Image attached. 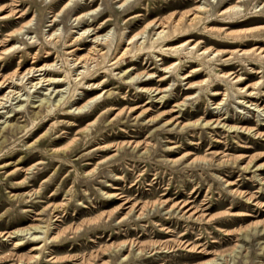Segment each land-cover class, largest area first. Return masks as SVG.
Instances as JSON below:
<instances>
[{
    "label": "rangeland",
    "instance_id": "obj_1",
    "mask_svg": "<svg viewBox=\"0 0 264 264\" xmlns=\"http://www.w3.org/2000/svg\"><path fill=\"white\" fill-rule=\"evenodd\" d=\"M263 2L0 0V75L35 60L55 64L44 75L56 81L15 79L0 90L18 92L0 108V264H264V206L247 200L264 202V136L228 129L264 131V57L254 51L264 48ZM202 4L219 20L207 24L212 33L199 24L177 37L169 25V41L150 51L148 26L129 41L157 18L183 16L184 28ZM233 4L247 23L220 22ZM95 37L110 49L103 45L100 64L73 80L82 67L66 63ZM188 38L189 54L181 46L179 58L173 49L159 60L158 46ZM126 46L124 60L108 65ZM197 119L215 122L187 124ZM33 226L43 228L20 231Z\"/></svg>",
    "mask_w": 264,
    "mask_h": 264
},
{
    "label": "bare ground",
    "instance_id": "obj_2",
    "mask_svg": "<svg viewBox=\"0 0 264 264\" xmlns=\"http://www.w3.org/2000/svg\"><path fill=\"white\" fill-rule=\"evenodd\" d=\"M243 1H245V0H238V2H243ZM263 7H264V2L261 5V8H263ZM244 10H245L244 7L242 8L240 4L230 5L229 7H226L225 9H222L218 13V16L225 17V20H220V22L225 23L227 25L245 24V23L248 22V19L247 18H242V17L245 16ZM187 16H188V18L186 20V26L184 28H182V26H181V20H182V17L183 16H180L177 19L174 18V16H172V18H169V20H167V19L166 20L165 19L162 20V19H159V18L153 19L149 23H146L139 32L135 33L129 39V41L132 40L133 38H136L137 36H138V38H141V36L143 35V32H144V29L146 27H148V26L149 27H152L153 28L152 35L154 37H152V36L150 37V43H149L148 49H151L152 48V50H150V51H154L155 50L154 48L156 47V45L154 47H152V43H154V42L156 43L157 41H159V44L160 43L162 44L163 42L169 41V39H168L169 34H167L168 33V29H169V25H171V28L174 30L175 33H178L177 34V37H182V36L186 35L189 31L196 29L197 28V25H199V24H204L203 25V29H202L204 32L212 33V31L214 30V28L208 27L207 24L208 23H212V22H219V20H215V19L209 18L211 16V14H210V8H208V5H205V4L204 5L202 4L200 6L198 5V7L194 8V11L190 12ZM2 17H4V16H2ZM235 17H239V19L233 20V18H235ZM260 29L261 30H258V33H261V32L264 31V24L263 25L261 24ZM52 35H54V36L51 37V39H52L51 42H52L53 45H56V42H57V39L59 38V36L58 35H55L54 33H52ZM79 35H81V33ZM79 35H77V36L79 37ZM77 36L76 37H72V39L69 41V44H66V45H72L71 43L72 42H75L74 40L77 39ZM138 38H137V40H138ZM106 39L107 38H102V37L98 38V37H95V39L93 41V45L87 50V52L84 55L81 56V55L74 54L73 55L74 57L72 59H70V60L67 59L68 60V62L66 63L67 69H72L74 67H82V70H80L79 72H75V75L76 76L73 78V80H75L77 76H81V75L83 76V75H85L89 71L90 68L91 69H94V67H96L97 65L100 64L99 61H97V57L102 56L104 54V51H101V49L103 48V45H106V50H109L110 49V44H108V42H107ZM189 41H191V39L188 38L184 42H182L178 46H174L173 48L167 47V45H165V44L158 46L157 49H156V52L157 53H160L162 55V57L159 60H162L163 61L164 60L163 56L166 57L169 54L171 55V53H173L172 52L173 49H175L174 53L179 58V56L181 54L178 53V51H179L178 48L181 47V46H184L182 49L186 50L188 48L187 45H188V42ZM206 41H209V40L205 38L204 42H206ZM219 42H223V41H218V42H213V43L219 44ZM248 42L249 41L246 40V43H248ZM129 43L130 42H127V44H129ZM141 43H142V41H140L139 43L136 44V50L138 51V53H140V55H142L143 53H145V51L143 50L144 47L142 46ZM227 43L228 44H232L233 42H227ZM196 46H197V43H194V45H191L190 46V49H192L193 47H196ZM16 48H18V46L15 47V49ZM254 48H255V50H254L255 52H256V50H258L257 51L258 58H263L264 57V48H259V46H255ZM127 50H128L127 46L123 50H120L119 54H116L115 56H113V58H111L113 61L110 64H108V65H113L115 63H118L119 61H123L124 58L126 57ZM206 51L207 50L204 49L199 54H204V53H206ZM225 51L226 50H220V51H217L216 54L218 55L219 53L221 54V53H223ZM189 53H190L189 50H186L185 54H189ZM210 53H212V52H210ZM46 55H49V52H47ZM209 60H211V59L209 58L208 59V62H209ZM77 65H79V66H77ZM105 65H107V64H105ZM51 67L52 68L55 67V64H51V65L43 64V65H38L37 66L35 64V60H34V61L31 62V65L27 69H25L22 73H20L18 71V68H20V64H18V67L15 68L10 74H8V75H0V90L2 88L9 87V85L13 84V81L15 79L22 80V79L25 78L26 81L28 80V83L31 85V87H35L36 85L42 86V83L43 82H46V81H47L46 84H48V83H55L56 82L55 79H51L50 77L46 79L45 78V75H44L45 72L47 73L49 71H53V69H50ZM75 69H74V71H75ZM162 69L163 70H165V69L169 70L170 69V66L163 67ZM256 72H258V71H252V73H254V74ZM67 73H68V71H67ZM231 75H232V73H229V74L223 73L220 76L221 77H229ZM138 76H139V74H137V77ZM233 78H235V81L239 80V76L236 77V75H233L231 77V79H233ZM34 79H36V81L35 82H32V80H34ZM130 79H133V77H130ZM164 79L165 78L162 76L161 78L158 79V81H161L162 82V81H164ZM252 84H254V83H252ZM252 86H254V85H252ZM95 87L96 86H94V88ZM140 90L142 92H145V93H149L150 91H152V92L153 91H157L158 93H160L162 91V90L158 89L157 87H155L153 89H151V88H143L142 89V87H141ZM17 93L18 92H15L14 90H7L6 93L4 95H2V97H0V108L3 107L5 101H8L9 99H13L12 97L15 94L17 96H15L14 98H17L18 97V94ZM215 94H218V92H215L214 91L212 93V95H215ZM223 95L224 96H227L228 95L227 91ZM247 95L253 96V93H251L249 91V94H247ZM262 95H264V93ZM149 97H152V96H149ZM163 97H164V95L160 96L158 99L161 100ZM61 98H62V95L58 99L54 100V106L55 107L57 105H60ZM48 99H49V97L47 96V97L41 99L40 103L42 105H44V104H46L48 102L47 101ZM219 104H221V101L220 102H217V104L213 108L214 109H218V105ZM180 105H183V104L182 103L181 104H178V106H180ZM133 109H134V107L132 109H130V110H133ZM263 109H264V107L262 108V110ZM49 110H51V109H49ZM49 110L47 111V113L49 112ZM147 110H149L148 107L147 108H144V110H142L138 115H140L142 112H145L146 113ZM120 113H121V110H119L116 115H118ZM93 122L94 121L90 122V124H92ZM213 122H215V120H213V121L206 120V121H204V123L201 124V122H199V119H197V120L191 121V122H189L187 124L192 125V126H194V125L195 126H197V125H200L201 126V125H209V124H212ZM216 123H220V121H217ZM90 124H88V125H90ZM222 125H224V123H222ZM232 128H235V129H244V130H247V131H249L250 129H252V131H254V134L255 135H257V136H264V131L257 130L258 128H247V127H243V126H239V127H237V126H228V129H232ZM41 139H42V136H40L37 141L39 142ZM138 145L139 144H135V147L138 146ZM243 157L244 156H239V158H243ZM245 169H246V167H245ZM247 200H251L254 205L260 204V206H264V202H258V201H256V199H251V196H249L247 198ZM234 215H236V214H234ZM247 215H249V214H239V215L237 214V216H247ZM36 228L42 229L43 227L41 228L40 226H33V227H28V228H25V229H21L20 231H25V234L28 233L30 235L31 234L29 232L30 229L35 230ZM47 232H48V226H44V230H42V233H43L42 238H41L40 235L39 236H37V235L30 236V237H32L34 239H36V238L43 239L42 240L43 241V244H41L39 246V248H41L44 245V243L47 241V237H48ZM29 235L27 237H29ZM32 249H36V248H32Z\"/></svg>",
    "mask_w": 264,
    "mask_h": 264
}]
</instances>
